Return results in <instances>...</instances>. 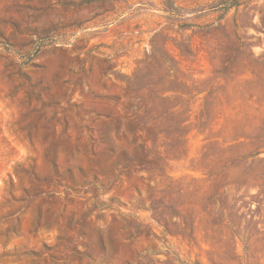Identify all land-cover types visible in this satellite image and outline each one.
I'll return each instance as SVG.
<instances>
[{
    "label": "rangeland",
    "instance_id": "obj_1",
    "mask_svg": "<svg viewBox=\"0 0 264 264\" xmlns=\"http://www.w3.org/2000/svg\"><path fill=\"white\" fill-rule=\"evenodd\" d=\"M0 264H264V0H0Z\"/></svg>",
    "mask_w": 264,
    "mask_h": 264
},
{
    "label": "trees",
    "instance_id": "obj_2",
    "mask_svg": "<svg viewBox=\"0 0 264 264\" xmlns=\"http://www.w3.org/2000/svg\"><path fill=\"white\" fill-rule=\"evenodd\" d=\"M241 2L242 0H224V4L228 9L239 7Z\"/></svg>",
    "mask_w": 264,
    "mask_h": 264
}]
</instances>
